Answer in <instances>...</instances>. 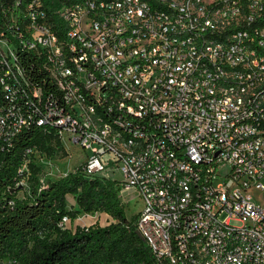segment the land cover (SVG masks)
<instances>
[{
  "label": "built area",
  "instance_id": "obj_1",
  "mask_svg": "<svg viewBox=\"0 0 264 264\" xmlns=\"http://www.w3.org/2000/svg\"><path fill=\"white\" fill-rule=\"evenodd\" d=\"M0 6V140L37 122L121 172L158 264H264V0Z\"/></svg>",
  "mask_w": 264,
  "mask_h": 264
},
{
  "label": "trees",
  "instance_id": "obj_2",
  "mask_svg": "<svg viewBox=\"0 0 264 264\" xmlns=\"http://www.w3.org/2000/svg\"><path fill=\"white\" fill-rule=\"evenodd\" d=\"M76 1L43 0L51 14ZM22 59L32 85L50 90L37 61L31 56ZM55 154L68 155L63 141L54 128L37 122L23 127L9 142L0 140V264H158L137 229L138 214L127 215L118 180L86 174L84 160L56 179H39L38 160ZM25 163L28 169L21 173ZM69 195L75 197L73 203ZM82 212H105L112 220L71 228L69 223ZM64 216L68 223H63Z\"/></svg>",
  "mask_w": 264,
  "mask_h": 264
},
{
  "label": "rangeland",
  "instance_id": "obj_3",
  "mask_svg": "<svg viewBox=\"0 0 264 264\" xmlns=\"http://www.w3.org/2000/svg\"><path fill=\"white\" fill-rule=\"evenodd\" d=\"M68 147V148H67ZM67 152L68 155L65 157H60L59 154H55L53 157L49 159L41 160L38 162L41 164V173L39 174V179L42 182H46L49 178L56 179L63 174L72 171L78 166L84 158L89 155L91 151H86L79 145H74L71 143L67 144ZM101 175H106L112 179L123 180L124 177L121 172L109 168L105 173ZM28 188V183L24 184V191ZM23 191H20L18 194L22 195ZM260 193L258 191H254L253 197L258 199ZM122 200L126 203V212L129 217L138 213L143 206L142 200L139 197V193L135 189L131 190H122L121 193ZM68 200L70 203L75 201V197L73 195L68 196ZM111 217L105 212H93V213H84L82 212L76 220H73L72 223H69L71 228H75L76 225H89L95 222L100 223L101 225H106L111 221ZM232 223L235 225H241V222L233 219Z\"/></svg>",
  "mask_w": 264,
  "mask_h": 264
},
{
  "label": "water",
  "instance_id": "obj_4",
  "mask_svg": "<svg viewBox=\"0 0 264 264\" xmlns=\"http://www.w3.org/2000/svg\"><path fill=\"white\" fill-rule=\"evenodd\" d=\"M140 233V232H139ZM140 235H141V233H140ZM142 236V235H141ZM143 237V236H142Z\"/></svg>",
  "mask_w": 264,
  "mask_h": 264
},
{
  "label": "crops",
  "instance_id": "obj_5",
  "mask_svg": "<svg viewBox=\"0 0 264 264\" xmlns=\"http://www.w3.org/2000/svg\"><path fill=\"white\" fill-rule=\"evenodd\" d=\"M129 217V216H128Z\"/></svg>",
  "mask_w": 264,
  "mask_h": 264
}]
</instances>
